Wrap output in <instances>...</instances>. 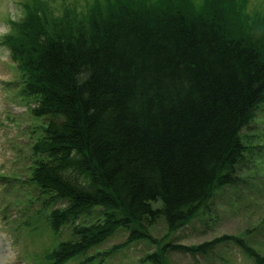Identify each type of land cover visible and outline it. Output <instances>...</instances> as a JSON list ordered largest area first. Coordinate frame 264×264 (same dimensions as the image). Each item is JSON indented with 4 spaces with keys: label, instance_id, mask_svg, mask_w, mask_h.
I'll list each match as a JSON object with an SVG mask.
<instances>
[{
    "label": "trees",
    "instance_id": "trees-1",
    "mask_svg": "<svg viewBox=\"0 0 264 264\" xmlns=\"http://www.w3.org/2000/svg\"><path fill=\"white\" fill-rule=\"evenodd\" d=\"M80 3L57 14L24 3L25 18L0 37L20 90L34 96L32 113L46 121L30 181L45 206L62 203L43 206L50 233L71 236L49 249L50 264L80 255L103 264L143 240L155 243L140 258L150 264H174L170 251L212 260L227 244L264 264L245 230L184 244L146 229L159 217L164 235L210 219L248 183L241 129L264 102V29L239 24L219 0L197 9L186 0ZM258 227L264 235L263 217ZM121 229L122 241L86 254Z\"/></svg>",
    "mask_w": 264,
    "mask_h": 264
},
{
    "label": "rangeland",
    "instance_id": "rangeland-1",
    "mask_svg": "<svg viewBox=\"0 0 264 264\" xmlns=\"http://www.w3.org/2000/svg\"><path fill=\"white\" fill-rule=\"evenodd\" d=\"M82 0H10L18 10L25 12L24 3L33 12L39 6L36 2H47L54 14L65 6L76 8ZM86 1V0H85ZM197 9L204 0H186ZM7 0H0L5 5ZM79 3V4H78ZM219 3L236 11L239 24L256 22L260 30L264 29V0H219ZM34 4V5H33ZM80 9V8H79ZM14 23L4 13H0V25ZM263 27H261V26ZM1 37V36H0ZM19 72L15 62L11 61L7 52L0 46V264H50L46 257L49 249L57 242L71 237L69 229L61 227L55 235L50 233L43 217V206L48 209L61 206L55 200L45 206L42 202L44 193L30 181V173L35 167L38 155L34 154L31 145L44 134L45 118L34 115V96L20 90ZM242 141L245 145L247 159L241 169L249 171L243 185L232 187V195L226 202L212 206L211 218L201 222L198 217L187 225L166 235V226L161 217L147 223L146 229L156 239L180 242L184 244L198 243L222 233H238L246 231L247 242L258 248L259 242L264 249V235L258 227L264 218V102L254 110L252 118L241 129ZM247 184L251 185L248 186ZM238 193V195H236ZM216 202H221L218 200ZM154 206L157 203L153 204ZM213 213V217H212ZM67 226V225H66ZM125 229L116 230L86 254L96 250H104L110 245L122 241L126 237ZM155 248V243L145 240L133 242L129 247H121L105 258L103 264H150L140 258ZM264 251V250H263ZM218 255L206 261L193 258L188 253L170 251L169 260L174 264H252L237 246L227 244L216 249ZM83 255L70 258L60 264H92L83 262ZM107 259V260H106Z\"/></svg>",
    "mask_w": 264,
    "mask_h": 264
},
{
    "label": "clouds",
    "instance_id": "clouds-1",
    "mask_svg": "<svg viewBox=\"0 0 264 264\" xmlns=\"http://www.w3.org/2000/svg\"><path fill=\"white\" fill-rule=\"evenodd\" d=\"M0 13L7 15L14 23H20L25 18V13L22 10L16 9L10 0H7L5 5H0ZM11 32L12 28L10 25H0V36L10 34Z\"/></svg>",
    "mask_w": 264,
    "mask_h": 264
},
{
    "label": "bare ground",
    "instance_id": "bare-ground-1",
    "mask_svg": "<svg viewBox=\"0 0 264 264\" xmlns=\"http://www.w3.org/2000/svg\"><path fill=\"white\" fill-rule=\"evenodd\" d=\"M48 191V190H47ZM48 200V199H47Z\"/></svg>",
    "mask_w": 264,
    "mask_h": 264
}]
</instances>
